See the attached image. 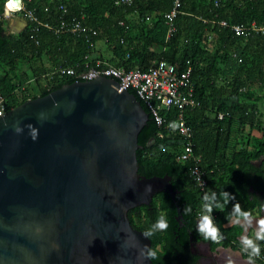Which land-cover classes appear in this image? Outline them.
<instances>
[{
    "label": "trees",
    "instance_id": "obj_1",
    "mask_svg": "<svg viewBox=\"0 0 264 264\" xmlns=\"http://www.w3.org/2000/svg\"><path fill=\"white\" fill-rule=\"evenodd\" d=\"M6 1L0 0V14ZM174 1L23 0L38 23L8 31L0 17V98L9 111L80 79L54 74L55 67L83 70L88 62L95 67L97 59L127 71L147 70L160 60L179 70L191 68L199 104L187 107L185 116L194 131L195 155L206 171V193L224 188L235 196L223 211L213 212L222 243L239 244L242 228L226 227L232 205L238 202L248 213L264 206V31L237 35L233 25L255 22L264 27V0H180L177 31L168 35L166 14ZM62 18H75L90 31L57 34L45 26ZM99 42L103 48L97 47ZM129 90L149 113L139 133V172L148 177L168 174L175 191H161L151 204L129 210L131 223L144 231L165 216L169 228L151 244L161 257L158 264H199L190 244L199 237L195 228L205 192L191 175L195 162L179 158L184 139L169 129L176 110L162 108L164 124L159 125L136 89ZM186 203L192 213L183 216Z\"/></svg>",
    "mask_w": 264,
    "mask_h": 264
},
{
    "label": "water",
    "instance_id": "obj_2",
    "mask_svg": "<svg viewBox=\"0 0 264 264\" xmlns=\"http://www.w3.org/2000/svg\"><path fill=\"white\" fill-rule=\"evenodd\" d=\"M22 8L23 0H7L0 17ZM121 86L99 74L0 114V264H136L135 250L122 247L127 231L151 246L129 210L175 191L168 174H140L149 113Z\"/></svg>",
    "mask_w": 264,
    "mask_h": 264
},
{
    "label": "built area",
    "instance_id": "obj_3",
    "mask_svg": "<svg viewBox=\"0 0 264 264\" xmlns=\"http://www.w3.org/2000/svg\"><path fill=\"white\" fill-rule=\"evenodd\" d=\"M181 6L180 0H175L173 7L166 14L167 23L169 25L168 35L177 31L174 20L179 13ZM27 22L38 23V18L34 11L23 8L20 10ZM223 25H228L226 21H222ZM55 33L64 32H88L89 27L83 25L75 18L59 20L58 24H45ZM233 29L237 35H242L252 30L264 31V27H259L253 22L251 26L233 25ZM96 33V31H93ZM88 57V56H87ZM54 74L64 76H77L78 80H88L101 75H113L121 81L120 90L124 88L136 89L138 95L146 102L153 113L156 122L159 125L164 124V118L161 115L162 108H175L174 123L170 125L171 131L176 130L184 139L183 150L179 156L182 160H193L195 162L191 169V175L194 177L197 186L206 193L208 187V179L206 171L200 166L201 157L195 155L194 131L188 123L185 110L187 107L197 106L199 102L194 96V84L191 80V68L179 70L178 66L166 60H160L154 63L147 70H130L118 68L109 62L97 59L95 67L86 64V69L78 70L74 66H57L52 71ZM7 112L4 98H0V114ZM220 117H223L221 114ZM201 210L198 212L200 215ZM213 216L215 214L213 212ZM223 235V234H222ZM224 238V235H223ZM261 256L257 258L264 263V242H260Z\"/></svg>",
    "mask_w": 264,
    "mask_h": 264
},
{
    "label": "clouds",
    "instance_id": "obj_4",
    "mask_svg": "<svg viewBox=\"0 0 264 264\" xmlns=\"http://www.w3.org/2000/svg\"><path fill=\"white\" fill-rule=\"evenodd\" d=\"M19 131V129H17ZM146 191H151V186H146ZM203 204L201 206V213L198 217L196 231L200 238L204 241H209L213 244H220L223 240V235L219 226L215 222L213 210L223 211L230 201L235 200V196L225 191L224 188L219 192L213 191L211 194L205 193L203 196ZM192 213V207L186 203L182 209V215L188 216ZM229 224L241 227L244 231L239 238L240 251L247 257L246 264H255L256 259L261 256L260 242H264V219L253 220L250 218L248 212L243 211L239 203L236 202L232 205L229 216L226 217ZM169 228V223L165 216L161 215L157 220L151 224L149 228L141 232L142 236L152 241L158 233L165 232ZM253 228L254 234L248 235V229ZM124 244L122 245L124 251L127 253L129 250H135L136 264H144L146 260L152 261L153 264H158L161 257L156 249L147 244H141L140 240L136 237L134 232L127 231ZM120 264H132L131 259L120 257ZM229 264H232L229 261Z\"/></svg>",
    "mask_w": 264,
    "mask_h": 264
},
{
    "label": "flooded vegetation",
    "instance_id": "obj_5",
    "mask_svg": "<svg viewBox=\"0 0 264 264\" xmlns=\"http://www.w3.org/2000/svg\"><path fill=\"white\" fill-rule=\"evenodd\" d=\"M19 16L23 17V15H19ZM250 213L253 216L251 218L253 220V223L256 220L264 219V206ZM182 226L183 225L181 222V227ZM243 231L244 230L242 229L241 234L243 233ZM241 234L239 235V238ZM253 234H254V229L249 228L248 235L252 236ZM191 239H193V235ZM222 241L220 244L213 245V243L209 241H204L202 238L196 235L190 244L191 252L193 255L195 254L198 256L197 260L199 264H227L229 263V261H231L232 264H235L234 262H237V261L236 259L232 258V252H230V248L233 247L235 251H238L240 250V245L237 244L236 242H233L232 245L227 246V245H224ZM216 249H219V252H216ZM244 257L247 258L246 255H244ZM259 263H260L259 260L256 259L255 264H259Z\"/></svg>",
    "mask_w": 264,
    "mask_h": 264
},
{
    "label": "crops",
    "instance_id": "obj_6",
    "mask_svg": "<svg viewBox=\"0 0 264 264\" xmlns=\"http://www.w3.org/2000/svg\"><path fill=\"white\" fill-rule=\"evenodd\" d=\"M9 22L10 29L8 31H15V30H22L27 25V20L22 16H16L14 15V18H12ZM232 258L236 259L237 262H234L235 264H246V260H241L239 258H234V256H237L235 252H232Z\"/></svg>",
    "mask_w": 264,
    "mask_h": 264
},
{
    "label": "rangeland",
    "instance_id": "obj_7",
    "mask_svg": "<svg viewBox=\"0 0 264 264\" xmlns=\"http://www.w3.org/2000/svg\"><path fill=\"white\" fill-rule=\"evenodd\" d=\"M13 13V12H12ZM14 15H16V16H19V15H22V13H21V11H17V12H15V13H13ZM12 18H14V16H9V17H6L5 18V20H6V25H7V29L9 30L10 29V27H9V22L8 21H10ZM97 47L98 48H103L104 47V44L102 43V42H99L98 44H97Z\"/></svg>",
    "mask_w": 264,
    "mask_h": 264
}]
</instances>
